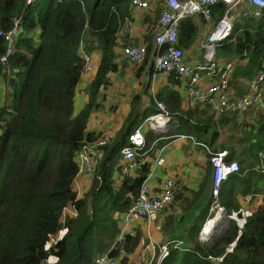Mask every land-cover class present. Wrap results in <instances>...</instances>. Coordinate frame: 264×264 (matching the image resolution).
<instances>
[{"label":"trees","instance_id":"obj_1","mask_svg":"<svg viewBox=\"0 0 264 264\" xmlns=\"http://www.w3.org/2000/svg\"><path fill=\"white\" fill-rule=\"evenodd\" d=\"M225 9L221 2L213 8V23L222 18ZM125 18L132 19L130 0H0V58H6V63L0 62V264H40L49 255L55 257V264H93L94 253L109 250L118 264H129L128 257L140 246V235L125 234L117 242L120 229L114 214L123 213L137 196L150 172V165L143 160L155 149L154 142L161 135L186 134L211 148L221 129L242 128L232 113L217 120L207 106L185 107L175 89L180 77L169 74V84L159 89L147 108H141L139 96L132 98L124 125L105 147L90 189L78 198L73 189L78 174L75 156L83 144L96 140L95 134L87 131L89 118L101 107L98 97L108 86L109 75L118 72L117 60L126 61L118 51L131 43L121 44L117 38ZM14 28L11 47L3 35ZM198 37L194 20L183 19L178 47L185 50ZM93 44L100 51V61L86 86V101L75 111L76 89L85 65L80 49L89 56ZM144 44L149 56V35H145ZM230 62L234 63L230 90L240 97L248 91L245 82L255 78L264 65V8L258 18L235 21L230 35L216 48V65L223 67ZM158 102L165 105L171 121L161 135L152 130L144 134L145 144L135 152L137 167L124 176L116 167L120 150L128 136L158 112ZM258 118L245 131L249 137L238 138V143L246 146L252 141L261 152L264 115ZM228 148L230 161L234 155ZM236 160L239 172L222 184L218 195L229 217L226 232L208 242L198 240L211 208V171V178H206L191 199H184L181 191L175 194L170 207L180 204L183 214L175 220L165 219L160 231L167 240L160 246L171 244L163 254L155 251L151 264H215L212 258L220 259L219 264H264V202L240 225L234 183L228 184L245 170L251 176H264V170H253L245 156ZM207 163L211 168L209 160ZM248 190L246 186L240 194ZM194 205L198 213L189 214V206ZM66 208H73L76 217L62 221ZM178 223L188 225L180 236L174 234ZM63 230L61 239L47 248L50 239ZM178 240L191 246L185 251L173 249L172 243Z\"/></svg>","mask_w":264,"mask_h":264},{"label":"built area","instance_id":"obj_2","mask_svg":"<svg viewBox=\"0 0 264 264\" xmlns=\"http://www.w3.org/2000/svg\"><path fill=\"white\" fill-rule=\"evenodd\" d=\"M30 2L31 0H27V3ZM219 2L226 6L225 12L200 44L202 49L201 62L190 64L186 61L183 50L178 47L180 22L188 17L202 18L209 21L213 8ZM130 6L140 12H151L156 17L152 27L153 40L150 53L154 71L153 81L157 75L176 74L186 83L184 98L187 105L189 107L194 105L207 106L217 120L226 113L242 117L250 113L256 105H261L264 65L255 78L245 82L248 87L247 93L237 97L230 90V78L234 63H227L223 67L217 66L216 48L230 35L235 21L249 17L258 18L264 8V0H130ZM128 20V18H125V21ZM15 35V28L3 35L11 47ZM80 54L85 63L82 74L90 73L93 69L90 56L83 49H80ZM147 56L146 44L124 47L121 50L122 59L133 66L142 65L146 61ZM0 62L6 63L5 56L0 58ZM156 108L158 112L147 117L128 136L127 144L120 150L119 154L122 159L120 173L124 176L131 175L137 166L134 163L135 152L144 146L145 132L152 130L161 134L171 121V116L163 103H156ZM174 138L182 141L188 140L202 147L208 155L212 171V207L198 235L200 242H208L214 235L212 234L214 227L225 217L224 208L218 202L220 187L232 175L239 172V165L237 161L227 160V150H213L205 144L197 143L191 135L179 134L174 136ZM109 141L110 137H101L81 146L75 156V161L78 165L77 176L87 175L93 179L96 174L95 169L102 161L105 147ZM259 156L264 159V154ZM176 191V182L173 179H167L159 192L151 193L148 178H146L142 182L138 194L131 205L123 213H115L114 218L118 219L121 224H129L136 219H149L152 214L163 211L173 203ZM245 200L248 201L249 198ZM66 212L72 217H76V211L73 208H66L62 213L63 219L66 217ZM208 220H215V223H213L212 230L208 235L204 236L202 233L207 227ZM123 237L124 233L122 231L117 237V242L122 241ZM56 241L55 238L50 239L47 248H51ZM170 244L171 242H166L160 246V253H165ZM183 244L181 241H177L172 243V247L173 249L185 251V249L181 248ZM109 252L110 250L96 256L93 264H118V260L110 257ZM212 261L215 264H219L220 259L212 258ZM55 262V257L49 255L40 264H55Z\"/></svg>","mask_w":264,"mask_h":264},{"label":"crops","instance_id":"obj_3","mask_svg":"<svg viewBox=\"0 0 264 264\" xmlns=\"http://www.w3.org/2000/svg\"><path fill=\"white\" fill-rule=\"evenodd\" d=\"M192 19L198 27V33L200 37L205 34L204 31L207 27L210 28L211 25L213 27V24H215L213 22L210 23L202 18ZM210 20H212V17L210 18ZM155 21L156 17L151 12H140L132 9V19L125 21V25L122 30L119 31L117 38L121 42V44L131 43L128 46L144 44L145 35H149L152 39V27ZM211 30L212 28L209 29V31ZM200 37L197 38L196 42H194L193 45L183 50L184 57L190 64L201 62L202 49L200 47V42L198 41ZM120 52L121 50L118 51V53ZM117 61L119 65L118 72L109 75V84L107 87L101 90L98 97V101L100 102L101 107L97 110L98 112H92L87 126V131L94 133L96 139L101 137H110L109 143L113 142L118 133L121 131L124 125V120L131 108L132 98L134 96H139L141 98V108H147V105L152 99H154V97L159 92V89L169 84L170 78L168 75H157L154 81L152 80L154 78V71L150 55L147 56L146 61L140 66H133L128 62L122 61L120 59H118ZM91 64L93 69L90 73H92L93 70L95 71L92 61ZM96 65L97 63H95V67ZM90 73L82 74L80 82L77 86L75 95V111H78L86 101L87 96L85 91L81 98L78 97L77 93L84 88L86 89L87 84H89L93 79L94 73ZM179 82V85L176 86L175 89L179 92L182 99H184L183 105L185 107H189L184 98V88L186 83L182 79H179ZM119 94L125 95V98L120 97ZM103 107L108 110L112 109L113 116L121 119L119 126H114L116 122H113L111 120L100 122V120L96 118L95 113L103 111ZM260 115H264V90L262 91L261 105L255 107L252 111H250V113L243 115L242 117L235 116L238 123L243 128L239 130L246 133L245 131L248 129V125L255 124ZM234 131L236 130H231L229 128L221 129L219 131L220 135L216 142L211 146V149L227 150L229 156L230 150L228 147H231V153L234 155V161H237L236 158H242L243 156H245L247 157V161L249 163H252L253 170L258 169L262 172L264 170V159L259 155L264 154V151H257L256 147H253V142L251 141L250 143L246 144L244 150H242L238 154V138L242 137L234 136ZM176 135H161L160 138H158L154 142L152 147L155 145V149L143 160V162H146L150 165V172L146 178H148V185L151 193L159 192L167 179H173L176 182L177 186L176 193L181 191V193H183V198L189 200L192 197L191 194L196 193L201 188V185L204 184L206 178H211V168L210 166H208V156L202 147L191 142L188 143L187 140L182 141L175 139L174 136ZM221 145H223V149H220ZM196 148H199L200 151H198ZM121 164L122 160L119 157L116 163V167H119V171ZM250 174L251 172L245 170L241 175H238V177L234 180L231 179L228 183L229 186L230 184L234 183L233 193L236 199V204L241 208V219H239L238 221L240 225L243 223L245 218L250 215L247 214L243 216L244 211H249L252 214L257 209V207L264 202L262 200L264 198V180L262 181V183H255L254 179H249L251 178ZM114 175L118 177V171H116ZM256 179H260V177H257ZM91 183L92 178H89L87 175H80L75 178L73 189L76 192L78 198H82L88 192L91 187ZM238 184L241 185L240 187H242V185H245V187L249 186V190L245 195L240 194L243 190L240 192L239 189H237V187H239ZM185 189L187 191H185ZM246 198H249V200L246 201ZM170 206L171 204L163 211L152 214L149 219H137L129 224L119 223L118 227L120 229V233L122 231L124 235H133L139 233L140 236H143V239H146L147 241V244H145V242L143 244L140 243V246L135 251V253L128 257L129 264H134V259L136 258V256L138 254L140 255L145 250L148 254L147 258L150 257V260L151 258L152 260L155 258L154 248L167 240V238H165L160 231L166 221L165 219L169 216L175 220V218H180V216H182L183 214L184 207L180 204L173 207ZM198 211L199 210L197 209V207H194L191 211L188 210V213H193L194 215H196ZM66 217L72 216L66 212ZM179 227L180 229L176 230L174 233L176 236H180V233L183 231L185 233L188 225L187 223H185ZM59 234H62V232H60ZM181 242L183 243V240H181ZM184 243L185 245L183 244V246L181 247L182 249L186 250L187 246H191L188 241Z\"/></svg>","mask_w":264,"mask_h":264},{"label":"rangeland","instance_id":"obj_4","mask_svg":"<svg viewBox=\"0 0 264 264\" xmlns=\"http://www.w3.org/2000/svg\"><path fill=\"white\" fill-rule=\"evenodd\" d=\"M208 22H210V23H212L213 21L212 20H209ZM214 25L215 24H213V27H214ZM212 27V25H211V27L209 28V27H207L206 29H205V34H203V36H199L200 38L198 39V41L200 42V44L205 40V38L207 37V33H210V31H209V29H211V28H213ZM203 28V27H202ZM203 32V33H204ZM92 51L90 52V59H91V61H92V63L94 64V68L96 69V67H97V65H98V63H99V61H100V51L98 50V47H97V45L96 44H93L92 45ZM121 60V59H120ZM95 63H97V65H96V67H95ZM92 73H95V71L93 70V72ZM92 73H90V74H92ZM125 84H126V81H125ZM85 91V88L83 89V90H81V91H79L78 93H77V95H78V97L79 98H81L82 97V95H83V93H85L84 92ZM119 96L120 97H122V98H125V95H123V94H119ZM2 100H3V97L1 98ZM103 100H104V96H103ZM78 105V104H77ZM102 110V109H101ZM111 110V111H110ZM98 112V111H97ZM102 112V113H101ZM101 112H99V113H95V115H96V118H98L99 120H100V122L101 121H104V122H106V121H113V122H116L115 124H114V126H119V124H120V118H116L115 116H113V111H112V109H105L104 107H103V111H101ZM112 118H114V119H112ZM119 121V122H117V121ZM233 135L234 136H238V137H242V138H248L249 137V135L248 134H246V133H244V132H242L241 130H236V131H234L233 132ZM188 141V140H187ZM188 143H190V141H188ZM239 146V148H237V152H238V154L242 151V150H244V148H245V146H244V144H239L238 145ZM198 151H200V149L199 148H196ZM197 150H195V151H197ZM120 158H121V156H120ZM122 160V159H121ZM238 163V162H237ZM257 172H260V170L259 171H257ZM255 177V178H254ZM257 177H260V179H256ZM250 180H253L254 179V182L255 183H257V182H261L262 183V181L264 180V176L262 175H260L259 173H254L252 176H251V178H249ZM249 180V181H250ZM238 186L239 187H237V189H239V191L241 192L242 190H244V188H245V185H242V187H240L241 185L240 184H238ZM263 188H264V185H263ZM262 190V189H261ZM263 194H264V189H263ZM263 200V199H262ZM211 207H212V199H211ZM195 207V205L194 206H189V211H191L193 208ZM225 214V213H224ZM247 214H251V212H249V211H244L243 212V216H245V215H247ZM219 216V215H218ZM218 218V217H217ZM137 220V219H136ZM62 221H63V218H62ZM210 222H213V223H215V220H210ZM120 223V222H119ZM119 223H118V225H119ZM212 223V224H213ZM178 228L180 229V227H179V223H178ZM140 227V226H139ZM138 227V228H139ZM228 227H229V217H227V214L225 215V217H223V219L214 227V229H213V233L212 234H214L212 237H214L215 235H222V234H224L225 232H226V230L228 229ZM62 232V234H58L57 235V237H55V239L56 240H59V239H61V237L63 236V234H64V232H65V230H63V231H61ZM211 234V235H212ZM140 235V234H139ZM210 235V236H211ZM145 242V244H147V241H146V239L144 240L143 239V236H140V243L141 244H143ZM144 244V245H145ZM159 247H160V245L159 246H156L155 248H154V251H158V253L159 254H162V253H160V251H159ZM104 253V252H103ZM103 253H101V254H103ZM99 254H95L94 253V257H96V256H98ZM147 256H148V254H147V252H146V250L145 251H143L140 255L138 254L137 256H136V258L134 259V264H150V262L152 261V258H151V260H150V257L149 258H147ZM131 263V262H130Z\"/></svg>","mask_w":264,"mask_h":264},{"label":"bare ground","instance_id":"obj_5","mask_svg":"<svg viewBox=\"0 0 264 264\" xmlns=\"http://www.w3.org/2000/svg\"><path fill=\"white\" fill-rule=\"evenodd\" d=\"M219 215V214H218ZM213 222H210V220H208V224L207 227L205 228L204 232L202 233V235L207 236L208 233L212 230V224Z\"/></svg>","mask_w":264,"mask_h":264}]
</instances>
